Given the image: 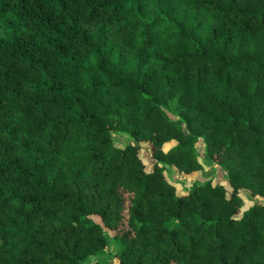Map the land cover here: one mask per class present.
Instances as JSON below:
<instances>
[{
	"label": "trees",
	"instance_id": "16d2710c",
	"mask_svg": "<svg viewBox=\"0 0 264 264\" xmlns=\"http://www.w3.org/2000/svg\"><path fill=\"white\" fill-rule=\"evenodd\" d=\"M257 196L264 0H0V264H264Z\"/></svg>",
	"mask_w": 264,
	"mask_h": 264
},
{
	"label": "rangeland",
	"instance_id": "374dc122",
	"mask_svg": "<svg viewBox=\"0 0 264 264\" xmlns=\"http://www.w3.org/2000/svg\"><path fill=\"white\" fill-rule=\"evenodd\" d=\"M113 136L118 144H124L125 142H128L130 140V136L126 132L116 131L113 133ZM176 143L175 140L168 141L163 145L164 150H167L171 146H173ZM202 152V150H201ZM141 157L143 161L146 164V167L150 169L152 158L150 156V152L148 150V146L146 143H142L141 148ZM203 161V168L199 171H194L191 174H184V173H178L176 170L168 168L166 170V176L169 178V180H172L176 184V188L179 194H182L187 191L189 186L192 184L193 181H204L207 179H212V181H219L222 184L225 185L227 192L229 193L231 188L224 178V171L223 169L216 165L215 163L211 164L206 160ZM243 199H244V208L251 205L255 198H252L248 195L246 192L241 193ZM258 201L264 202V198L257 196ZM96 257L100 259H107L108 264H119L117 258L112 255V247L102 251Z\"/></svg>",
	"mask_w": 264,
	"mask_h": 264
}]
</instances>
